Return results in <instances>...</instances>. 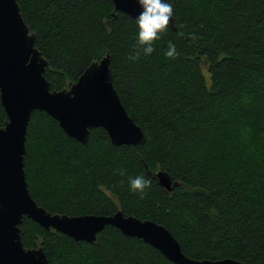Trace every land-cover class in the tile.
I'll use <instances>...</instances> for the list:
<instances>
[{"label": "trees", "instance_id": "trees-1", "mask_svg": "<svg viewBox=\"0 0 264 264\" xmlns=\"http://www.w3.org/2000/svg\"><path fill=\"white\" fill-rule=\"evenodd\" d=\"M17 2L52 91L110 54L115 89L146 136L144 145L114 146L98 128L84 145L35 111L24 168L39 206L71 217L121 211L166 227L190 259L264 264V0H171L176 30L136 61L128 59L136 20L110 0ZM6 121L0 101V128ZM247 125L255 145L243 138ZM160 171L178 183L171 192L152 177ZM138 175L151 180L143 198L129 190ZM21 230L25 247H43L50 264H174L115 227L95 244L29 219Z\"/></svg>", "mask_w": 264, "mask_h": 264}, {"label": "water", "instance_id": "water-1", "mask_svg": "<svg viewBox=\"0 0 264 264\" xmlns=\"http://www.w3.org/2000/svg\"><path fill=\"white\" fill-rule=\"evenodd\" d=\"M110 1L115 12L134 20L142 11L137 0ZM170 28L176 30L174 17ZM35 43L36 35L17 0H0V101L7 116L0 128V264H50L43 247H25L21 230L25 219L77 243L95 244L101 232L115 227L126 237L141 239L174 264H245L233 259H190L166 227L121 211L111 216L71 217L39 206L28 189L24 168L27 130L35 111L52 117L69 138L84 145L91 130L98 128L108 134L114 146L144 145L146 136L115 89L110 54L93 62L70 87L52 91L45 77L49 62ZM152 177L169 192L178 186L166 172Z\"/></svg>", "mask_w": 264, "mask_h": 264}, {"label": "clouds", "instance_id": "clouds-1", "mask_svg": "<svg viewBox=\"0 0 264 264\" xmlns=\"http://www.w3.org/2000/svg\"><path fill=\"white\" fill-rule=\"evenodd\" d=\"M138 5L142 9L139 16L136 17V25L138 32L133 55L128 57L131 61H136L141 54L150 55L153 51V43L161 38V35L168 31L170 21L172 20L174 10L172 4L167 0H137ZM178 35H183L182 32ZM178 53L172 42L168 43V51L166 56L174 58ZM120 175H124L122 170H118ZM151 186V180L143 175L135 176L129 180V190L132 193H138L141 198L145 195V190Z\"/></svg>", "mask_w": 264, "mask_h": 264}, {"label": "rangeland", "instance_id": "rangeland-1", "mask_svg": "<svg viewBox=\"0 0 264 264\" xmlns=\"http://www.w3.org/2000/svg\"><path fill=\"white\" fill-rule=\"evenodd\" d=\"M253 127V126H252ZM252 129H250L249 128V126L247 125V127L245 128V131H243V133H245L246 134V136H245V134H243V138L246 140H248L247 142H248V146H251V144L252 145H255V143H254V139H253V136H252V134L251 135H249L247 132H250ZM258 134V132H256L255 134H254V136H256ZM251 149V148H250ZM254 151H255V149L256 148H252Z\"/></svg>", "mask_w": 264, "mask_h": 264}, {"label": "bare ground", "instance_id": "bare-ground-1", "mask_svg": "<svg viewBox=\"0 0 264 264\" xmlns=\"http://www.w3.org/2000/svg\"><path fill=\"white\" fill-rule=\"evenodd\" d=\"M174 236V235H173Z\"/></svg>", "mask_w": 264, "mask_h": 264}]
</instances>
